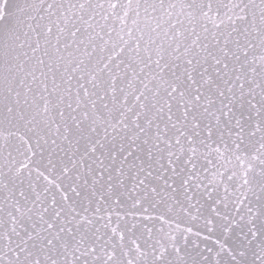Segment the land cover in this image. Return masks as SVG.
I'll return each mask as SVG.
<instances>
[{
  "label": "snow or ice",
  "instance_id": "1",
  "mask_svg": "<svg viewBox=\"0 0 264 264\" xmlns=\"http://www.w3.org/2000/svg\"><path fill=\"white\" fill-rule=\"evenodd\" d=\"M0 264H264V0H0Z\"/></svg>",
  "mask_w": 264,
  "mask_h": 264
}]
</instances>
